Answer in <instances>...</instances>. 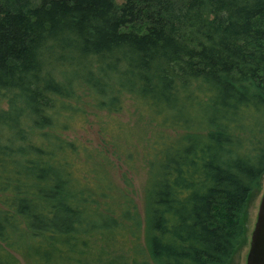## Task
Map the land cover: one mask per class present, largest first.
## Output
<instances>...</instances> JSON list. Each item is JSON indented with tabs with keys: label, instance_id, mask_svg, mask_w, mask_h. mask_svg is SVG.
Masks as SVG:
<instances>
[{
	"label": "trees",
	"instance_id": "16d2710c",
	"mask_svg": "<svg viewBox=\"0 0 264 264\" xmlns=\"http://www.w3.org/2000/svg\"><path fill=\"white\" fill-rule=\"evenodd\" d=\"M130 104L144 216L72 137ZM263 178L264 0H0V264H232Z\"/></svg>",
	"mask_w": 264,
	"mask_h": 264
},
{
	"label": "rangeland",
	"instance_id": "374dc122",
	"mask_svg": "<svg viewBox=\"0 0 264 264\" xmlns=\"http://www.w3.org/2000/svg\"><path fill=\"white\" fill-rule=\"evenodd\" d=\"M155 123L145 113L136 111L133 104H130L119 115H116L112 122L107 119L105 113L90 111L89 123L72 135L88 143L94 150H100L106 154L115 185L124 190L125 194L135 202L142 216L145 212L148 180L145 165V154L149 146L147 137L150 136L154 140L157 134L162 133ZM167 133L173 136L171 131ZM108 134L117 139L119 147ZM105 136H109L112 144L105 141ZM94 158L100 160L99 155H95ZM261 187L260 192L252 196L244 217L247 227V244L236 254L232 264H246L247 262L251 237L264 193V178ZM141 241L144 244V229L141 232ZM20 260L22 264H28L25 258L20 257Z\"/></svg>",
	"mask_w": 264,
	"mask_h": 264
},
{
	"label": "water",
	"instance_id": "95a60500",
	"mask_svg": "<svg viewBox=\"0 0 264 264\" xmlns=\"http://www.w3.org/2000/svg\"><path fill=\"white\" fill-rule=\"evenodd\" d=\"M246 264H264V193L258 211L257 222L252 233Z\"/></svg>",
	"mask_w": 264,
	"mask_h": 264
}]
</instances>
